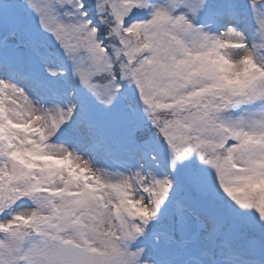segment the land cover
Masks as SVG:
<instances>
[{
  "label": "snow or ice",
  "instance_id": "1",
  "mask_svg": "<svg viewBox=\"0 0 264 264\" xmlns=\"http://www.w3.org/2000/svg\"><path fill=\"white\" fill-rule=\"evenodd\" d=\"M0 264H264V0H0Z\"/></svg>",
  "mask_w": 264,
  "mask_h": 264
}]
</instances>
